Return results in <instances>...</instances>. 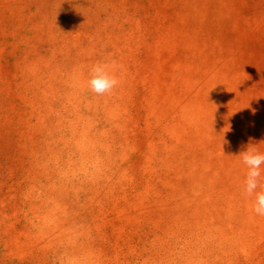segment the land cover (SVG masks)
<instances>
[{
  "label": "rangeland",
  "instance_id": "1",
  "mask_svg": "<svg viewBox=\"0 0 264 264\" xmlns=\"http://www.w3.org/2000/svg\"><path fill=\"white\" fill-rule=\"evenodd\" d=\"M249 143L264 0H0V264H264Z\"/></svg>",
  "mask_w": 264,
  "mask_h": 264
},
{
  "label": "clouds",
  "instance_id": "2",
  "mask_svg": "<svg viewBox=\"0 0 264 264\" xmlns=\"http://www.w3.org/2000/svg\"><path fill=\"white\" fill-rule=\"evenodd\" d=\"M88 87L97 95L110 93L118 84L116 77L109 71L108 66L97 64L92 67ZM242 163L247 168L245 192L255 194L253 210L257 215L264 216V185H261V169L264 166V153L257 151L250 143L239 152ZM261 187L262 190L257 191Z\"/></svg>",
  "mask_w": 264,
  "mask_h": 264
}]
</instances>
